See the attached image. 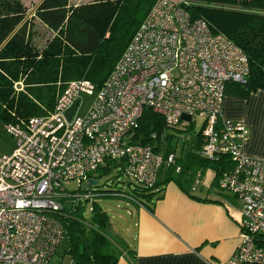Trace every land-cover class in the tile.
Listing matches in <instances>:
<instances>
[{
	"label": "built area",
	"instance_id": "obj_1",
	"mask_svg": "<svg viewBox=\"0 0 264 264\" xmlns=\"http://www.w3.org/2000/svg\"><path fill=\"white\" fill-rule=\"evenodd\" d=\"M249 73L242 49L193 19L182 0H155L99 88L70 81L52 110L5 124L14 148L0 152V264H50L66 232L58 218L68 194L63 184L75 182L84 191L76 196L92 201L112 192L89 184L93 179L97 186L107 172H116L124 189L128 183L153 187L164 166L180 171L176 154L161 152L166 132L158 151L133 141L145 109L161 116L167 129L198 127L200 158L229 160L216 188L240 201V241L222 264H264V159L245 154V123L223 115L226 86L245 85ZM13 87L23 90L22 80ZM83 95L93 102L80 115ZM200 177L198 170L195 184Z\"/></svg>",
	"mask_w": 264,
	"mask_h": 264
},
{
	"label": "trees",
	"instance_id": "obj_2",
	"mask_svg": "<svg viewBox=\"0 0 264 264\" xmlns=\"http://www.w3.org/2000/svg\"><path fill=\"white\" fill-rule=\"evenodd\" d=\"M155 0H93L77 6L70 0H41L34 18L52 36L38 49L30 39L26 9L21 0H0V119L4 124L40 116L52 110L57 96L73 80H88L99 88L124 52L137 28ZM193 19L204 20L213 32L222 33L246 54L250 73L245 85L228 83L226 94L242 98L264 89V0H182ZM22 80L23 90L16 91L14 82ZM194 125L183 129L193 132ZM161 116L145 109L139 119L133 141L154 145L158 151L161 134L165 141L171 135ZM156 133V139L152 134ZM197 139L200 132H195ZM188 161H176L180 171L164 166L153 187L135 183L117 186L109 198H116L148 210L167 182L181 186L192 181L195 169L209 167L214 182L223 170L231 168L229 160L202 159L197 153L187 155ZM116 166V165H114ZM109 170V166L102 172ZM161 174L162 178H161ZM161 178V180H160ZM96 187V186H94ZM85 190V189H84ZM95 190V189H93ZM79 191V192H78ZM70 192L61 199L58 218L65 227L69 247L66 253L74 264H116L127 245L109 235L110 216L96 202ZM97 192V191H96ZM90 215L85 217V207Z\"/></svg>",
	"mask_w": 264,
	"mask_h": 264
},
{
	"label": "crops",
	"instance_id": "obj_3",
	"mask_svg": "<svg viewBox=\"0 0 264 264\" xmlns=\"http://www.w3.org/2000/svg\"><path fill=\"white\" fill-rule=\"evenodd\" d=\"M70 5L77 6L71 0ZM34 14L35 10L30 16L34 18ZM34 22L39 27L28 24L33 43L39 37V32L35 33L39 28L53 35L36 18ZM223 115L245 123V154L264 159V89L246 98L226 94ZM169 133L171 139L164 142L161 152H174L176 161L183 162L189 160L188 154H198L201 138L183 128ZM209 169H195L184 189L173 181L167 182L158 193L161 197L154 200L153 210L125 203L127 208L118 214L119 218L114 222L110 219L109 230L127 245L116 264H222L232 256L240 241V201L217 190L212 169L211 182L206 184L204 175ZM198 170L201 177L195 184Z\"/></svg>",
	"mask_w": 264,
	"mask_h": 264
},
{
	"label": "rangeland",
	"instance_id": "obj_4",
	"mask_svg": "<svg viewBox=\"0 0 264 264\" xmlns=\"http://www.w3.org/2000/svg\"><path fill=\"white\" fill-rule=\"evenodd\" d=\"M39 0H21L23 6L26 9V14L24 17V20L22 21L23 23L25 21H28V23L31 24L32 28H36L37 26L39 27V24H37L36 22H34V18L32 16H30L32 14V12L35 10L36 5L38 4ZM93 0H71L72 4H86L89 2H92ZM39 32V37H37L36 42H34V44L36 45V47L38 49H41L44 45L45 42L47 41V39H49L50 34L47 31H42L41 28L37 29L35 31V33ZM93 102V96L91 95H83L82 96V100L78 109V113L80 115L85 114V112L87 111V109L91 106ZM198 127H194L192 129V133L191 134H195V132L199 131ZM168 133L171 132V129L166 130ZM196 138V137H195ZM14 148V138L11 135V133H9L6 128H5V124L3 123V121L0 119V152H7L10 153L13 151ZM212 170L209 169L207 170V172L204 175V180L207 184V182L209 183V181L211 182V176H212ZM116 185H119L120 187L122 186L121 183H117V174L116 172L112 171V172H107V174H104L100 177H97V186L94 187L92 186L93 189L95 190H102L103 187H111L113 189L116 188ZM63 190H65V193H70L77 190V184L75 182H69V183H65L62 185ZM82 188H88L86 183H83ZM125 189V188H124ZM227 194V193H225ZM228 197H232L231 195L227 194ZM97 204L104 210L107 212V214L110 216L111 221H115L116 217L118 216V214L124 212V209L127 208L126 204L124 201L120 200V199H116V198H109L106 196H99L96 199ZM89 203L88 205L85 207V217H89L90 213H89ZM117 212V213H116ZM119 218V216L117 217ZM109 235L114 238L115 240H119L117 238V236L109 230ZM69 247V241L67 237H64V239L62 240V242L60 243L56 253L52 256L51 260H50V264H69L70 262V256L68 253H66V250Z\"/></svg>",
	"mask_w": 264,
	"mask_h": 264
},
{
	"label": "water",
	"instance_id": "obj_5",
	"mask_svg": "<svg viewBox=\"0 0 264 264\" xmlns=\"http://www.w3.org/2000/svg\"><path fill=\"white\" fill-rule=\"evenodd\" d=\"M71 115H72V110L67 111L66 114H65L66 119L68 120ZM182 119L183 120H188V121L190 120V118L187 117V116H183ZM89 184L92 185V186H94V185H96V181L93 180V179H89Z\"/></svg>",
	"mask_w": 264,
	"mask_h": 264
}]
</instances>
